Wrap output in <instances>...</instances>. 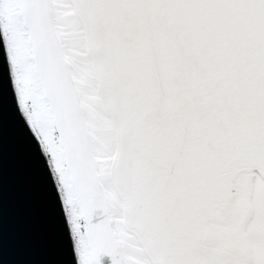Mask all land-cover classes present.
<instances>
[{"label": "snow or ice", "instance_id": "1", "mask_svg": "<svg viewBox=\"0 0 264 264\" xmlns=\"http://www.w3.org/2000/svg\"><path fill=\"white\" fill-rule=\"evenodd\" d=\"M0 35L66 264H264V0H0Z\"/></svg>", "mask_w": 264, "mask_h": 264}, {"label": "water", "instance_id": "2", "mask_svg": "<svg viewBox=\"0 0 264 264\" xmlns=\"http://www.w3.org/2000/svg\"><path fill=\"white\" fill-rule=\"evenodd\" d=\"M11 79L9 49L0 35V264H66V240L53 242L49 190L37 179L19 136Z\"/></svg>", "mask_w": 264, "mask_h": 264}, {"label": "rangeland", "instance_id": "3", "mask_svg": "<svg viewBox=\"0 0 264 264\" xmlns=\"http://www.w3.org/2000/svg\"><path fill=\"white\" fill-rule=\"evenodd\" d=\"M9 55H10V59H11V61H12L13 72H14V75H15L14 61H13V57H12V54H11V50H10V49H9Z\"/></svg>", "mask_w": 264, "mask_h": 264}, {"label": "bare ground", "instance_id": "4", "mask_svg": "<svg viewBox=\"0 0 264 264\" xmlns=\"http://www.w3.org/2000/svg\"><path fill=\"white\" fill-rule=\"evenodd\" d=\"M10 61H11V59H10ZM11 64H12V61H11ZM12 69H13V66H12Z\"/></svg>", "mask_w": 264, "mask_h": 264}]
</instances>
